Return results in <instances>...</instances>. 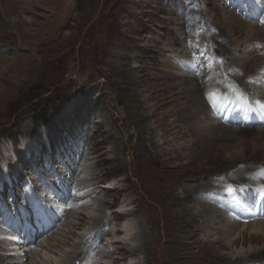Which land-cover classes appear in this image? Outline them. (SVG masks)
Wrapping results in <instances>:
<instances>
[{
  "label": "rangeland",
  "instance_id": "374dc122",
  "mask_svg": "<svg viewBox=\"0 0 264 264\" xmlns=\"http://www.w3.org/2000/svg\"><path fill=\"white\" fill-rule=\"evenodd\" d=\"M239 1L243 2L0 0V178L8 171L23 184V174L28 172L40 185L41 171H51L47 164L53 160L63 172L52 174L68 188L78 189L76 194L81 192L60 227L26 254L29 261L34 260L32 264H62L83 243L82 256L72 255L70 264H230L220 257L219 247L228 234L219 232L201 245L202 234L198 232L189 241L191 228L181 229V221L205 205L199 196L211 194L205 188L218 190L217 184L227 180L233 184L231 174L237 167H228L229 155L244 153L245 162L251 163L248 166L257 164L264 169V160L249 161L264 141L256 142L250 134L223 139L206 160L203 153L191 155L187 149L181 165L170 158L171 168L163 179H152L147 172H158L152 163L140 161L138 147L142 148L150 132L155 138L163 134L159 126L165 127L178 104L188 98L161 107L158 114H167L165 119L143 120L138 115L150 113L141 108V98L157 92L151 105H160L161 95L168 91L162 88L182 73L196 72L201 81L207 68H213L220 73L219 79L207 90L223 92L220 95L250 90L243 79L233 77L239 69L233 67L230 55L234 51L227 44V26L247 21L239 16L243 10ZM248 69L238 75L248 78ZM225 79L232 83L220 84ZM136 86L139 94H133ZM235 86L236 91L227 92ZM153 122L157 130L150 131ZM173 138L172 132L167 133L168 142L162 146H172ZM190 140L187 132L180 141L189 145ZM12 178L7 181L11 183ZM128 178L138 185L150 182L152 187L159 181V187L127 189ZM180 189L187 193V201L178 206L167 204L168 192L175 195ZM178 212L182 215L175 218ZM249 230H243L246 240ZM102 238L105 242L97 246V252H87V247L93 248ZM216 239L221 243H209ZM251 241L244 250L264 248L261 242ZM6 245L0 242V263L17 264L14 261L21 259L11 257L13 251Z\"/></svg>",
  "mask_w": 264,
  "mask_h": 264
},
{
  "label": "bare ground",
  "instance_id": "6f19581e",
  "mask_svg": "<svg viewBox=\"0 0 264 264\" xmlns=\"http://www.w3.org/2000/svg\"><path fill=\"white\" fill-rule=\"evenodd\" d=\"M227 30L229 32V38L227 40L228 48L229 50L234 51V53L230 55L231 62L234 65H236L237 68L239 67V74L242 73V70L246 68H249L248 70L250 71V73H252L255 71V69L257 68L259 69L261 65L262 66L264 65V46L262 47V43L264 44V30L263 29H261L258 25H253L247 21H243L239 25H236V23L234 25L229 24L227 26ZM236 31H237V34H236ZM184 63H186V61ZM236 66H233V67H236ZM227 67L229 68V66ZM203 74H200L199 76L201 77ZM219 74L220 73L218 72V70L214 71L213 68H207L205 72L206 79L201 78V81H199V79L197 78L196 72L189 73V75H187L186 73H182L179 79H176V80L172 79V81L169 82L170 86H165L162 88V90H166V91L168 90V91L165 92V94L161 95L162 103L160 105H158L157 103L151 105V102H152L151 99H154V95L157 94V92H153L148 97L146 98L143 97L139 100V102L141 103L140 105L141 108L145 110L149 109L148 111H150V113L145 114L142 112V114L138 116H141V119L143 120H147V119L150 120L155 117L159 119L160 118L165 119L167 114H162L161 116H159L158 114V110H160L161 107H167L169 104L173 102V100H177V99L186 100L188 98L187 102H182L178 104V107L176 108L174 114L172 115L173 119L166 122V124H164L165 127L159 126L160 128L163 129V134L161 133V135L155 138L153 134H151L150 132L148 137L145 138V141L142 144V148L138 147V153H139L138 155H139L140 161L142 162L146 161V162L152 163V165L156 168L158 172V175H156L155 173L153 174L150 171L147 172L148 174L152 176L151 177L152 179H156V178L163 179L162 175L169 170L168 168H171L169 166L170 158L177 160L178 162L177 164L181 165V161L187 158V153L185 152L187 149L189 150L188 153L191 155L194 154L195 151L203 153L204 160H206L212 157L213 153L211 152L214 149H216V142L221 141L223 139L234 140L239 135L242 136V135L250 134V135L255 136L254 138L256 142L262 141V140L264 141V131L262 130L258 129L252 132L253 129L252 130L250 129L251 132H248V131H245L246 130L245 128L241 129V128L229 127V126L221 124L218 120H216L215 118L211 116L210 111L207 107V104L203 102L204 101L203 97L205 96L210 97V92H212L211 90L213 89L212 82L214 80L216 81L217 79H219ZM233 77H237V79H239L240 75H238L235 72ZM218 84H216L215 86L217 87ZM138 88L140 87L136 86L133 94L140 93L137 90ZM201 88L202 89L204 88L205 93L203 96L201 93ZM209 88H212V89L207 90ZM144 89H146V87ZM223 89H225L224 86H223ZM256 91H257L256 86H251L247 94H250V93L255 94ZM173 97L175 98L172 99ZM152 108L154 109L151 110ZM135 113H137V111H135ZM154 124L155 122L152 123V126ZM154 129L156 128L153 126V128H149L148 130L151 131ZM169 132H172V135L174 136L173 138L174 143L172 146L163 147L162 145H165L168 142L167 133ZM187 132H189L191 135V140L189 141V145H186L185 143L180 141L182 139V135ZM259 149L255 148V152L252 156V159L249 161L264 160V154H263L264 145H262V147H260ZM246 159L247 158L244 153H241V155L236 154L233 156L232 155L228 156V165H229L228 167H237L235 172L231 174L232 183L234 185H238L239 183L251 182L252 184H255V187L262 185L264 181L261 180L260 176L258 175V170L256 167L257 164H255V168H252L253 164L248 166L251 163L245 162ZM259 164L261 165V163ZM160 166H165V169L160 168ZM126 181H128L127 189H133V188L137 189V187H140V188L145 187L146 190H148V188L150 187L153 189L159 187L158 186L159 181L154 182L153 187L150 182L146 183L143 181L142 184H140L141 185L140 186L137 183L135 184V182H133L129 178ZM214 188L216 187L209 186L208 188H205V189L211 191ZM174 189L176 190L178 188L175 187ZM232 190H234V188H232ZM86 196L89 197L91 196V194L87 193ZM135 199L136 198L131 199L130 201L131 204L135 202ZM187 199H188L187 193L184 192L183 189H180V191L178 190L176 191L175 195H171L170 192H168L167 204L169 203L171 205L178 206L181 203L184 204L187 201ZM132 200L134 201L132 202ZM260 205L261 204H259L258 206ZM215 207L213 206L211 207L209 206L208 202H205V205H203L202 208L196 207V209L193 210V213H192L193 215H189L188 219H186L184 222H183L184 219L181 221L183 223L180 225L181 229L184 227L186 229L191 228V230L189 229L188 231V235H187L188 238L186 237V239L190 241L193 238H195L198 232H200L202 234L201 239H200V244L203 245V243H208L205 240L206 238L215 237L217 236L219 232L228 234L230 237L231 235H233V239L229 240L230 238L229 237L225 243H221V241L219 242L218 239L209 241V243H212V242L217 243V244L221 243V245H219L220 250H221L220 257L225 262H228L230 264H264V263H259L260 261H264V248L252 249L249 247L248 249L244 250V247L246 244L251 245L252 243L251 240L255 242H261L264 245V222H254L250 224H238L235 220L232 219V217L225 215L217 207L216 208ZM129 212H133L132 208L129 210ZM179 215H182V214L178 212L175 215V218L178 217ZM195 221L198 222V226L192 227V223ZM248 229H250L249 232H251V234H249V239L246 240L244 238V235H245L244 231H247ZM146 242H148L147 238L146 240H143L142 242L144 247H145ZM174 242H177V241L174 239ZM238 245L241 246L239 249L237 248ZM84 248H85L84 243L83 245L79 244L73 250V252L64 259L62 264L64 263L70 264V257L72 255L79 254L80 256H82V252ZM87 252L91 253V252H95V250L91 247H87ZM172 252L174 253V256L176 257V259H178V254L176 250L173 249ZM104 257L105 256H103L102 258ZM76 259L78 258H75V260ZM170 259L173 260V256ZM21 260L19 261L21 262ZM19 261H14V262H19ZM27 261L28 263L26 264H32L34 260L29 261V256H27V258L25 257V262ZM57 262L59 261H52L51 264H58ZM36 263L42 264L39 261H36ZM90 264H93V263H90Z\"/></svg>",
  "mask_w": 264,
  "mask_h": 264
},
{
  "label": "trees",
  "instance_id": "16d2710c",
  "mask_svg": "<svg viewBox=\"0 0 264 264\" xmlns=\"http://www.w3.org/2000/svg\"><path fill=\"white\" fill-rule=\"evenodd\" d=\"M43 118H45L44 116H43ZM43 118H40V120H43ZM46 119V118H45ZM42 122V121H41Z\"/></svg>",
  "mask_w": 264,
  "mask_h": 264
},
{
  "label": "snow or ice",
  "instance_id": "6c2138e0",
  "mask_svg": "<svg viewBox=\"0 0 264 264\" xmlns=\"http://www.w3.org/2000/svg\"><path fill=\"white\" fill-rule=\"evenodd\" d=\"M261 107L264 108V105H261ZM230 191H231V189H230Z\"/></svg>",
  "mask_w": 264,
  "mask_h": 264
}]
</instances>
